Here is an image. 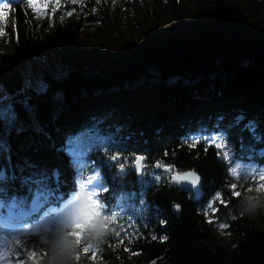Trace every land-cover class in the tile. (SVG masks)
Here are the masks:
<instances>
[{
    "label": "trees",
    "instance_id": "1",
    "mask_svg": "<svg viewBox=\"0 0 264 264\" xmlns=\"http://www.w3.org/2000/svg\"><path fill=\"white\" fill-rule=\"evenodd\" d=\"M123 1L155 0H96L93 6L98 15L89 21L106 33L119 31L118 5ZM158 1L164 9L181 8L191 14L196 5L206 13L198 11L196 23L166 38L127 43L118 55L79 45L70 53L48 57L41 55L44 47L36 43L24 8L27 4L13 1L9 11L12 29L0 37L3 41L14 35V51L0 54V99L15 104L17 126L24 131L7 138L10 152L0 154V169L6 178L20 167L23 175L33 173L39 178L46 173L48 180L29 187L55 195L73 194L77 191L75 174L62 140L94 131L96 121L104 119L103 134L122 129L114 135L112 146H130L148 155L151 162L172 165L171 173L195 171L202 187L197 202V192L170 186L167 173L162 183L152 184L143 196L146 206L136 205L134 219L121 221L128 232L122 234V242L108 233L96 259L81 253L79 264H123L124 250L131 264H264V208L254 216L241 215L239 202L251 194L242 189L239 197L231 195L228 185L233 178L222 153L209 147L205 139L191 147L187 138L190 132H219L227 137L236 160L264 167V33L254 22L256 15L264 14V0ZM37 80L48 84L47 94L35 95ZM25 95L32 99L30 112L17 103ZM57 95L60 99L54 104ZM28 163L35 168H28ZM102 168L112 193L140 199L132 196L133 188L142 195L138 175L113 180L114 171ZM15 183L19 181L0 180L7 189L0 194L5 203L12 201ZM121 183L126 185L123 189ZM216 192L224 198L217 215L227 225L222 239L203 217V206ZM25 195L27 201L20 199ZM16 197L15 203L26 208L33 196L22 188ZM173 203L181 206L180 215L172 213ZM161 220L166 223L162 225ZM152 235L158 239L152 240ZM163 236L168 239L161 242ZM32 240L37 249L39 237ZM49 261L36 260L35 264Z\"/></svg>",
    "mask_w": 264,
    "mask_h": 264
},
{
    "label": "snow or ice",
    "instance_id": "2",
    "mask_svg": "<svg viewBox=\"0 0 264 264\" xmlns=\"http://www.w3.org/2000/svg\"><path fill=\"white\" fill-rule=\"evenodd\" d=\"M24 0H20V3H23ZM73 3H76V0H73ZM13 0H0V37L7 35V14L12 8ZM28 6L36 14L37 18L41 15V9L47 8L49 4L46 2L40 7L37 6V0H28ZM62 5L60 0H55V7L52 8L53 15L56 10ZM68 16L74 14L73 11H67ZM46 15V13H45ZM29 87H33L29 85ZM48 84L43 80H37L34 85V91L36 96H41L47 94ZM59 95L55 96L53 103L59 101ZM17 103L26 111L30 112L32 110V99L30 96H23ZM18 114L16 111V106L14 103H5L3 99H0V154L5 152H10V144L7 142V138L11 137L13 132H16L18 135L23 133L24 128L17 126ZM106 123V120L100 119L96 121L94 125V132L89 135L87 144L89 150L96 148L101 155L100 165L101 167H106L110 171H114L115 175L113 180H123L127 175H138L139 179L137 181L140 185L141 193L143 196H146L147 191L151 190L152 184H159L162 181L168 172L171 171L172 165L162 164L160 161L151 162L150 157L145 154L132 152L128 155L121 154V148L112 146L113 137L116 134H119L122 129L117 127L114 133H109L108 135L103 134L102 126ZM50 139V137H49ZM77 150L70 152L69 155H78V149L81 146L82 141L77 138L76 140ZM198 141L193 142L190 146L195 147ZM214 148H219V144L210 145ZM114 153V154H110ZM174 154V153H173ZM164 156H168V152L163 153ZM225 160L228 159L227 153L225 154ZM107 161V163H105ZM7 162L9 168L11 167V157L7 156ZM95 163V162H93ZM28 168H35V165L28 163ZM127 169V171H126ZM150 169H157L156 172H150ZM24 168L20 167L18 171L10 172L9 176L6 178L4 175V170L0 169V180L7 179L8 182L19 181L21 188H27L28 191L32 192L33 199L30 204L31 211L29 214H23L16 211L15 200L17 199L16 195L12 196V201L10 205L7 206L8 218L15 224L18 220H24L27 222L33 216L37 214L44 217L42 223L44 224V233L48 235L52 232H59L62 227L70 228V231H67L65 235L70 237L74 242L76 251L73 254V259L79 264L81 259V253L87 255L92 253L91 259H96V249L93 245L86 243V234L88 228L96 222H101L103 228L106 230L109 224H116L119 229H113L115 236L122 242L123 236H127L128 232L125 230V226L120 224V221L131 222L134 217L132 212L135 210L136 205L146 206V201L143 198L138 200L125 199L123 193L120 194V202H116V196L112 193V189L107 186L105 182L100 180L101 172L99 169L95 171L92 176V179L88 182L91 186L90 190H85L79 192L74 196L73 199L68 200L63 207L56 212V215H50V212L56 211L53 208L47 207L48 201L42 203H37L41 195L39 190H33L29 187L32 184H43L46 180L49 179L47 174L41 175L39 178L35 177V174L30 173L28 175H23ZM256 175V173H253ZM56 179H59V173H55ZM151 176V180L146 178ZM233 176L236 179H239L238 173L233 170ZM171 180H190L192 185H196L200 181V177L194 172L189 171L183 175H173ZM108 180V174L105 173L103 176V181ZM259 180L261 183L259 186L255 187V191L264 192V171L259 173ZM123 183L119 185L121 189L125 187ZM231 189V195L239 197L240 193L236 191L237 185L232 183L228 185ZM180 191L192 192V188L179 185ZM253 189L249 188L248 191L251 192ZM7 189L5 187H0V194H5ZM217 202H223L224 198L220 192L213 194ZM132 196L135 197L136 193H132ZM200 197V191L197 190V202ZM20 199L27 201V195L20 197ZM112 200L111 206H109L108 201ZM209 206H213L211 203ZM6 207L5 200L0 198V210H3ZM174 208L177 212L180 210V205L175 204ZM123 212V215H122ZM235 219V217H232ZM160 223L163 225L166 221L161 220ZM227 225L221 223L220 228H226ZM39 231V225L35 228H28L24 225H21L19 228V237L12 239L13 248L7 249L8 256L7 258L12 261V264H35L38 255L43 257L48 256V251H44L42 254H39L36 250V242L31 239L32 236L36 235ZM152 240H157L156 235L151 236ZM168 239L167 236L160 237L161 242H164ZM64 250L56 253V255H62ZM0 264H3L0 260Z\"/></svg>",
    "mask_w": 264,
    "mask_h": 264
},
{
    "label": "rangeland",
    "instance_id": "3",
    "mask_svg": "<svg viewBox=\"0 0 264 264\" xmlns=\"http://www.w3.org/2000/svg\"><path fill=\"white\" fill-rule=\"evenodd\" d=\"M96 0H60L61 7L58 8L53 15L52 8L55 7V0H37V6L44 3H48L47 8L41 9V15L37 18L33 10L28 6V0H24L23 3H27L24 7L27 13L28 22H30L31 28L34 29L36 43L41 44L44 48L41 55L48 56H60L65 53H70L72 47L79 45H85L92 50H102V52H108L111 55H118L121 48L129 43L136 44L142 42L144 39L161 36L166 38L183 27H187L193 23H196L198 18L196 13L205 14L206 9L198 8L193 5L191 8V14L181 8H168L164 9L159 5V1L155 0L149 3L132 2L129 4L127 1H123L118 5V18H120L121 29L115 33H106L105 30H101L100 25H93L89 20H93L97 17V8H94L93 3ZM101 2L102 0H97ZM243 1V0H238ZM93 10V15H90V11ZM67 11H73L72 16H68ZM46 13V15H45ZM264 13V12H263ZM255 16V15H254ZM257 20L254 21L260 32L264 33V14L256 15ZM7 28L11 27V14L8 13ZM100 24V22L98 23ZM115 34V35H114ZM14 51V35L10 34L5 40L0 41V54H11ZM89 135L79 137L82 141L81 146L78 149V155H71L73 169L77 177V193L70 196L65 201H62L59 205L51 207L56 211L50 212V215H56L68 200L74 198L81 191L90 190L91 186L88 182L92 179L93 174L97 169L101 172V155L96 148L89 150L87 140ZM199 138L195 139L197 141ZM76 140L70 142L71 150L73 152L77 150ZM209 144H219L220 151L223 155L227 153L228 158L231 152L226 147V142L222 138L209 139ZM114 154V153H110ZM95 162V163H93ZM107 163V161H105ZM239 175V179H235L239 182L238 188L240 190L246 189L247 193H250L252 197L264 202V192L255 191V187L259 186L261 181L259 180V173L264 171L263 168L251 167L246 170L239 166L232 167ZM127 171V169H126ZM256 173V175H253ZM100 180L103 182V174L101 172ZM249 188L253 190L248 191ZM118 201V200H117ZM44 202L39 198L37 203ZM213 206L207 207L205 210V223L210 226L215 235L219 238L225 236L226 228H220V222L217 218V202L213 199L210 202ZM109 204V202H108ZM31 211V208L29 209ZM0 210V260L3 264H12V261L7 258V249H12V239L19 237V228L24 225L28 228H35L39 225V231L36 235L41 234L43 238L47 236L44 233V224L42 221L44 217H40L39 220L32 224H23L22 222H16L13 224L11 221H5L1 218ZM112 224H109L107 228H110ZM88 243V241H86ZM39 254L44 251H48V256H51V252L48 247L42 243L38 244L36 249ZM123 264H131V258L128 256V252L123 253ZM120 264V263H119Z\"/></svg>",
    "mask_w": 264,
    "mask_h": 264
},
{
    "label": "clouds",
    "instance_id": "4",
    "mask_svg": "<svg viewBox=\"0 0 264 264\" xmlns=\"http://www.w3.org/2000/svg\"><path fill=\"white\" fill-rule=\"evenodd\" d=\"M238 207L241 215L254 216L258 209L264 208V203L252 196L246 195L239 202ZM67 231H70V228L62 227L59 232L49 233L42 239V243L51 252L49 264H74L73 254L76 251V247L71 238L65 235ZM107 235L108 232L103 228L102 223L98 221L88 228L86 239L89 244L99 247L104 243ZM61 250H64L63 254L56 255Z\"/></svg>",
    "mask_w": 264,
    "mask_h": 264
},
{
    "label": "water",
    "instance_id": "5",
    "mask_svg": "<svg viewBox=\"0 0 264 264\" xmlns=\"http://www.w3.org/2000/svg\"><path fill=\"white\" fill-rule=\"evenodd\" d=\"M177 176H179V175H177ZM178 184L191 187L193 190H199L200 186H201V180L198 181V183L196 185H192L190 180H179Z\"/></svg>",
    "mask_w": 264,
    "mask_h": 264
},
{
    "label": "bare ground",
    "instance_id": "6",
    "mask_svg": "<svg viewBox=\"0 0 264 264\" xmlns=\"http://www.w3.org/2000/svg\"><path fill=\"white\" fill-rule=\"evenodd\" d=\"M107 96V95H106ZM187 116V115H186ZM142 244H144V243H142ZM134 247V246H133Z\"/></svg>",
    "mask_w": 264,
    "mask_h": 264
}]
</instances>
